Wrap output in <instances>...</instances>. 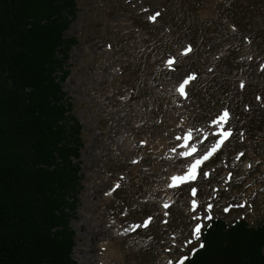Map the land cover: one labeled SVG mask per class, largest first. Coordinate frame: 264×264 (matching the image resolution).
I'll use <instances>...</instances> for the list:
<instances>
[{"label":"rangeland","instance_id":"obj_1","mask_svg":"<svg viewBox=\"0 0 264 264\" xmlns=\"http://www.w3.org/2000/svg\"><path fill=\"white\" fill-rule=\"evenodd\" d=\"M76 2L65 36L77 43L63 84L82 142L73 258L180 264L200 246L193 229L208 222L209 205L210 216L225 217L224 200L240 199L235 189L260 184L264 196L263 167L254 160L264 158V0ZM225 109L227 122L214 124ZM228 129L196 180L173 187L171 176L183 175ZM193 148L191 157L179 155ZM236 157L253 168L244 171ZM260 204L252 223L264 219ZM93 230L103 233L96 238ZM112 247L120 257L107 256Z\"/></svg>","mask_w":264,"mask_h":264},{"label":"trees","instance_id":"obj_2","mask_svg":"<svg viewBox=\"0 0 264 264\" xmlns=\"http://www.w3.org/2000/svg\"><path fill=\"white\" fill-rule=\"evenodd\" d=\"M76 0H0V264H76L81 125L63 89ZM183 264H264V220L210 219Z\"/></svg>","mask_w":264,"mask_h":264},{"label":"snow or ice","instance_id":"obj_3","mask_svg":"<svg viewBox=\"0 0 264 264\" xmlns=\"http://www.w3.org/2000/svg\"><path fill=\"white\" fill-rule=\"evenodd\" d=\"M159 15V13H157L156 15H153L151 17H149L150 20L152 21H155L156 19V16ZM190 51V46L188 49L185 50V54ZM169 63H173L174 61L173 60H169L168 61ZM194 76H188V78L186 80H184L183 83L180 84V93L181 94H185V85L188 84V82L193 79ZM243 86V85H241ZM229 118V113L228 111L225 109L222 111V113L217 116L216 119L213 120V123L216 124V123H220V124H223V123H226L227 120ZM221 139L220 140H217L216 144L214 147H212L210 150H205V153L204 155H202L199 159H195L190 165L189 167L187 168V170L184 172L183 175H172L171 176V181L173 182L172 183V186L175 187V186H178L180 184H183L184 182H187V181H194L196 180L197 178V175H198V169L199 167L203 164V162L205 160H207L211 155H213L220 147V145L223 143V140L225 138H227L229 135H231V130L228 129L227 131L225 130H221V132L219 133ZM190 135L185 137V139H190ZM180 137H177V140H179ZM198 150L193 148L192 152H180L179 155L181 156H184V157H191L193 155V153H197ZM207 175V174H205ZM118 186V185H117ZM192 193L195 194L196 193V189L195 188H192L191 189ZM193 203V206H195V201L192 202ZM165 207H168V205H165ZM209 208H211V205L208 206ZM240 207H243V205H240ZM228 209L225 208V211H227ZM207 219H211V216H208ZM151 220V217L147 218V220L144 222V226L147 227V224L150 222ZM202 225L201 223H196L195 224V228L193 229V238L194 239H199V234H200V229H201ZM188 243H191V240L188 241ZM200 247H203V244L201 243L200 244ZM195 251V249L193 250V252ZM184 259H187V257H185ZM169 264H171V262H169ZM180 264H183V261L180 262Z\"/></svg>","mask_w":264,"mask_h":264},{"label":"built area","instance_id":"obj_4","mask_svg":"<svg viewBox=\"0 0 264 264\" xmlns=\"http://www.w3.org/2000/svg\"><path fill=\"white\" fill-rule=\"evenodd\" d=\"M237 156L241 157V153L239 152ZM231 159L233 160V162L235 161L234 155L231 157ZM240 159L241 158L238 159L236 157V161H240L241 165L243 164L245 166L244 171L253 168V164L251 161H247L244 164V160ZM254 160L257 162V164L263 167L264 171V158L261 156H256ZM229 190H231V188H229L228 191ZM235 193H237V196L240 198L238 202L229 201L228 198H226L224 200V204L221 207V213L225 215V218L228 222L240 218L247 221L250 225L256 224L252 222L254 221V217L256 216L257 211L259 212V207L262 206L260 202L264 199V196L262 195V187L260 186V184L253 185V187L250 188L249 191L243 192L241 194L235 189ZM240 205H243V207H240ZM225 208H227L228 210L225 211Z\"/></svg>","mask_w":264,"mask_h":264},{"label":"bare ground","instance_id":"obj_5","mask_svg":"<svg viewBox=\"0 0 264 264\" xmlns=\"http://www.w3.org/2000/svg\"><path fill=\"white\" fill-rule=\"evenodd\" d=\"M187 182H188V181H187ZM184 183H186V182H184ZM96 205H97V204H95V203H92V204H91V206H92L93 209L95 210L94 213H93V216L90 218L91 221H94V220H95L94 214H96V209H95V208H96ZM98 224H99V223H98ZM105 231H106V230H105ZM105 231H104V232H105ZM101 232L103 233L102 230H98V231H97V230H93V233H94V235L96 236V238H98L97 235H99ZM118 250H119V248L117 249L116 247H114V248L112 247L111 250H110V252L107 254V256H109L110 254H112V256L115 255L116 257H120L122 252H121V251H118Z\"/></svg>","mask_w":264,"mask_h":264}]
</instances>
